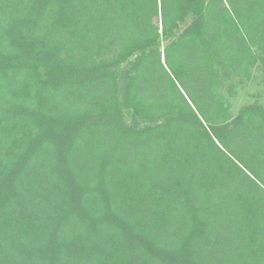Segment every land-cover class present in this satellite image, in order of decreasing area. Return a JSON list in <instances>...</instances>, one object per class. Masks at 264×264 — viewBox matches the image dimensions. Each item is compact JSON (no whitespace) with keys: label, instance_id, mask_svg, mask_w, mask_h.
Listing matches in <instances>:
<instances>
[{"label":"trees","instance_id":"obj_1","mask_svg":"<svg viewBox=\"0 0 264 264\" xmlns=\"http://www.w3.org/2000/svg\"><path fill=\"white\" fill-rule=\"evenodd\" d=\"M264 0H0V264H264Z\"/></svg>","mask_w":264,"mask_h":264},{"label":"rangeland","instance_id":"obj_2","mask_svg":"<svg viewBox=\"0 0 264 264\" xmlns=\"http://www.w3.org/2000/svg\"><path fill=\"white\" fill-rule=\"evenodd\" d=\"M258 99L264 102V72L256 69L250 79L237 84L232 96L234 113L237 114L245 102Z\"/></svg>","mask_w":264,"mask_h":264}]
</instances>
